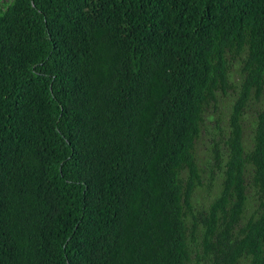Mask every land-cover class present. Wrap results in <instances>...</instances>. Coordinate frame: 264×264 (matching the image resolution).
I'll return each mask as SVG.
<instances>
[{"label": "trees", "instance_id": "16d2710c", "mask_svg": "<svg viewBox=\"0 0 264 264\" xmlns=\"http://www.w3.org/2000/svg\"><path fill=\"white\" fill-rule=\"evenodd\" d=\"M0 264H264V0H0Z\"/></svg>", "mask_w": 264, "mask_h": 264}, {"label": "rangeland", "instance_id": "374dc122", "mask_svg": "<svg viewBox=\"0 0 264 264\" xmlns=\"http://www.w3.org/2000/svg\"><path fill=\"white\" fill-rule=\"evenodd\" d=\"M12 0H6L7 3H10ZM233 65L231 66V72L232 73H236L238 71L239 65L236 62L232 63ZM235 92L233 91H229L228 92V96L222 94L219 104H218V110L217 108L212 107L211 109H208L207 112V124L208 126H213L214 122L213 119H215L214 117H217L218 115H221L223 120L228 119V114H229V108L231 105V101H232V96L234 95ZM228 111V112H227ZM216 112V113H215ZM247 115L249 118L253 119L254 115H255V108L253 107H248L247 110ZM212 117V120H209V118ZM250 132V130H249ZM211 138L212 135L206 134L204 136L203 141L199 142V149H200V153L201 155L205 154V152L207 151V148L211 142Z\"/></svg>", "mask_w": 264, "mask_h": 264}]
</instances>
